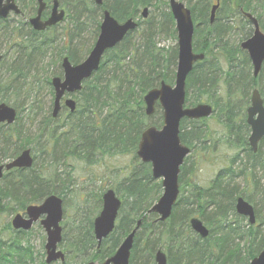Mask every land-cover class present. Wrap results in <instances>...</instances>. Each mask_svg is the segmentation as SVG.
Listing matches in <instances>:
<instances>
[{
  "label": "trees",
  "instance_id": "trees-1",
  "mask_svg": "<svg viewBox=\"0 0 264 264\" xmlns=\"http://www.w3.org/2000/svg\"><path fill=\"white\" fill-rule=\"evenodd\" d=\"M213 2L187 0L185 4L197 25L193 51L205 55L204 61L194 67L186 80L185 103L188 107L202 102L213 106L212 119L224 130V143L238 150L231 166L238 162L239 171H221L207 189L188 184V198L184 201L179 198L164 223H154L152 215L145 217L134 237L130 264H155L154 253L161 248H164L167 264H249L264 250V221L256 227L248 226L246 231L235 221L242 220L235 212V202L243 193H238V185L233 182L234 178L242 176L247 186L252 185L258 192L264 208V139L253 153L247 144L249 128L245 114L254 89L259 91L264 103V64L259 75L253 77L248 56L240 49V44L252 33L243 13L253 15L264 32V0H221L210 25ZM160 5L164 10L156 16L154 12ZM167 7V0H103L101 7L90 0L70 1L68 41L65 45L62 40L64 46L54 54L58 61L63 56H68L73 64L84 59L92 46L81 44L82 35L89 28L92 31L89 37L95 41L103 11H108L119 23L127 19H139V22L135 32L106 52L98 71L83 83L82 90L74 97L75 112L59 113L57 119L51 117L50 81L62 73L49 72L51 64L44 63L40 57L57 49L58 39L42 37L31 42L11 30L5 33L0 21V36L14 50V60L8 68L10 82L1 86L0 98L8 95L17 112L15 122L5 130L0 129V159H13L26 149L31 150L34 159L32 168L3 176L0 214L23 213L28 206L38 205L51 195L64 201L74 186L67 162L104 166L107 160L130 157L129 166L116 170L115 186L108 188L122 201L114 231L97 248L93 218L101 209L103 193L108 190L103 191L105 188L101 186L99 193L90 196L92 212L77 221L73 240L63 249L74 254H90L89 260L99 263L114 255L162 193L160 182L151 177L150 166L140 163L135 153L142 132L149 126L159 128L162 124L158 106L152 116L145 115L143 96L161 82L170 85L174 82L177 47L162 48L157 43L165 33L173 38L176 35ZM143 8L155 11L148 12V17L142 20L139 13ZM28 12L34 13V7ZM12 34L16 36V43L11 45ZM44 73L47 75L43 78ZM43 89L48 91V105L39 97ZM7 100L4 99L6 104ZM203 125L205 123L199 121H182L179 135L182 144L191 149L205 144L207 135L201 128ZM38 160L41 164L36 168ZM188 171L189 167H182L180 185L185 184ZM259 172L262 177L258 176ZM246 200L252 203L250 198ZM254 210L258 215L257 204ZM192 214L198 215L209 230L206 239H200L190 230ZM230 217H234V221H230ZM0 226L3 228L0 227V264H34L27 239L30 233L14 231L8 223H0ZM3 233L8 234L6 239Z\"/></svg>",
  "mask_w": 264,
  "mask_h": 264
},
{
  "label": "water",
  "instance_id": "water-1",
  "mask_svg": "<svg viewBox=\"0 0 264 264\" xmlns=\"http://www.w3.org/2000/svg\"><path fill=\"white\" fill-rule=\"evenodd\" d=\"M96 6H102V0H91ZM221 0H216L211 7L209 23L215 19V13L219 8ZM38 10L36 16L29 23L35 31H44L61 23L64 19V12L59 11L58 0H53L50 17L47 21H41V14L45 9L43 0H37ZM170 14L175 23L177 65L173 86L161 82L158 88L147 92L143 98L145 115L147 117L154 113L157 104L162 110V126L158 129L154 126L145 129L138 143L136 158L143 164L151 166V177L154 180H161L162 195L157 202L143 214L137 221L135 228L126 236L115 254L101 264H129L134 237L139 230L143 219L148 215H156V222H165L171 216L172 209L177 203L179 196L178 177L180 168L185 158L191 153V149L180 141V123L182 120H206L214 112L209 104L200 103L191 108H185L186 79L193 71L197 63L204 61V54L194 53L192 40L195 26L191 12L182 2L168 0ZM10 12L15 14L19 10L13 0H0V19H5ZM142 17H147V9H143ZM243 17L253 26V34L240 45L249 57L253 68V76L256 77L264 62V34L260 31L257 20L249 13ZM138 25L132 19L119 24L108 11L102 14L99 26V33L93 48L86 59L75 66L71 65L68 58L62 60L63 79L53 78L51 86L54 90V100L51 116L56 118L61 109V99L65 95H73L82 90V83L92 77L99 69L104 54L120 44L124 38L135 31ZM1 61V56H0ZM64 107L73 113L76 109L75 102L67 98ZM16 120L14 108L0 104V124L12 125ZM247 125L250 128L248 144L252 152H256L259 142L264 138V107L262 99L257 90H254L250 98V107L247 109ZM33 165L30 150H24L16 159L4 166H0V179L3 170L30 169ZM62 199L51 195L40 205H30L26 208L24 215L17 214L11 221L14 230L29 231L34 223L40 220V225L46 234V264L55 261H64V254L57 250L62 241V229L60 222L63 217ZM121 207V201L113 190H107L102 196V208L99 215L93 222V233L98 246L102 240L112 233L115 221ZM236 213L248 219L250 225L255 224L253 207L243 198H238L235 205ZM191 230L200 238H207L209 231L201 220L193 218L189 222ZM155 264H167L166 255L161 249L154 254ZM87 264H99L90 262ZM249 264H264V250L261 251Z\"/></svg>",
  "mask_w": 264,
  "mask_h": 264
},
{
  "label": "rangeland",
  "instance_id": "rangeland-1",
  "mask_svg": "<svg viewBox=\"0 0 264 264\" xmlns=\"http://www.w3.org/2000/svg\"><path fill=\"white\" fill-rule=\"evenodd\" d=\"M184 5L187 3V0H179ZM168 8V7H167ZM67 10V18L66 20L60 24L57 27L56 32L54 33L55 37L58 39L57 49L49 50L43 57H40L41 60H44V63L51 64L49 67V72H56L60 73L59 64L60 61H58L57 57H55L54 54L58 52L59 48L61 46H64L62 44V40L64 41L65 45H67L68 38L66 34L69 30V8L65 7ZM164 10V7L161 5L156 9V11L153 8H148V12L151 14V12H154V15L158 16L162 11ZM12 21L10 22L11 28L19 29V31L22 32L23 36L27 33V28L24 29L21 27V25L18 23L21 21L19 18H11ZM91 30H85L82 39L81 44L92 46L94 43L90 37L89 33ZM16 32V31H15ZM65 34V35H64ZM64 35V36H63ZM52 35L48 34L47 36H42L43 38L49 37L51 38ZM52 36V37H54ZM16 36L14 35L12 37L11 45L13 42H15ZM134 40V39H133ZM4 37L0 36V54L3 56V60L1 62L0 66V84L5 86L10 82L9 79V64H11L14 60V54H13V48H10V45L5 44ZM88 41V42H87ZM87 42V43H86ZM157 43L159 47L167 48L171 46H176V36L173 38L168 33H165L161 35L157 39ZM84 49V46H83ZM64 54V53H63ZM86 57V56H85ZM84 57V58H85ZM47 74L44 73L43 78ZM77 96V95H75ZM73 96V98L75 97ZM40 99H42L43 104L48 105L49 103V95L48 91L46 89H43L41 93L39 94ZM4 99H8V104L12 106L13 102L10 101L9 96L6 95L3 97ZM4 99L0 98V102H4ZM24 115V114H22ZM25 121V116L22 118V122ZM24 125L27 123H23ZM202 130L206 132L207 135V142L205 144L200 145L194 152L189 156V158L186 160L185 164L183 166L189 167V171L185 174L184 181L185 184L180 185V198L183 199V201L188 198L190 193V188L187 186L189 185H196L198 188L207 189L213 179L221 172L230 170L235 172H238L239 170L237 168V164H234V166H231V161L235 156L238 155V150L232 149L226 143H224V130L222 127L217 123L215 119H208L205 122V125L201 126ZM223 138V139H222ZM243 156V155H241ZM243 158V157H242ZM240 160V158H239ZM8 160L0 159V163H4ZM67 171L71 172V176L74 179V186L72 187V192L67 195L65 200L63 201V217L62 221L60 222V226L62 228L61 235H63L62 242L58 245V249L62 252H66L63 249L67 247V245L73 240V228L77 225V221L83 220V215L88 216L92 211L93 206V198L90 196L93 195V193H99L100 187L103 186L106 189L115 186V183L117 182L118 178L114 177L115 175H118L117 171L118 169H122L124 166H129L131 163L130 157H117L113 158L111 160H107L105 165L95 164V165H85L83 162L78 161H70L67 162ZM40 161H37L36 168L40 167ZM240 167V165H239ZM229 173V172H227ZM259 177H262L261 173H258ZM264 179V175H263ZM188 180V183H186ZM239 188L238 193H243V197L245 200L246 198H250L252 200L251 205L257 204L259 209V214L256 215V223L254 227L257 225H260V221H264V208L261 207L260 204V196L257 191H255L254 187L251 185L247 186V182H245L244 178L236 177L234 178V181ZM262 182V179H261ZM264 184V181H263ZM1 185V183H0ZM243 191V192H242ZM247 201V200H246ZM248 202V201H247ZM254 203V204H253ZM260 206V207H259ZM16 215L15 212H1L0 214V223L4 225L5 223H8L10 226L11 220ZM242 220H235L239 223L240 227H243V229L246 231L249 224L246 218H242L238 216ZM95 218V216H94ZM93 218V219H94ZM191 218H199L198 215L192 214ZM200 219V218H199ZM234 217H230V221H234ZM201 220V219H200ZM79 224V223H78ZM1 229L2 226H0ZM11 227V226H10ZM264 230V226L262 227ZM6 233V232H5ZM3 233L4 239H6L7 235ZM30 235L27 237L28 239V245L31 247L32 250V256L34 257V264H39L40 262L45 263L46 255L44 246L46 244V234L42 227L39 225V223H36L33 225L31 230L29 231ZM241 246H243V243L239 242ZM162 251L165 253L164 248H161ZM66 260L65 262L61 263L59 261H55L51 264H85L87 262H90V254H74V252H66Z\"/></svg>",
  "mask_w": 264,
  "mask_h": 264
},
{
  "label": "flooded vegetation",
  "instance_id": "flooded-vegetation-1",
  "mask_svg": "<svg viewBox=\"0 0 264 264\" xmlns=\"http://www.w3.org/2000/svg\"><path fill=\"white\" fill-rule=\"evenodd\" d=\"M70 1L71 0H58V4H59V7H58V10L59 11H63L64 12V19H63V21L61 22V23H59V24H57V25H55V26H53V27H48V28H46L44 31H40V32H38V31H35L32 27H31V25H30V23H29V21L32 19V18H34L35 16H36V12H37V10H38V4H37V0H13V3H14V5L16 6V8L19 10V13L18 14H15L14 12H10L9 14H8V16L5 18V19H0V21L2 22V28L4 29V31H5V33L6 32H8V31H13V32H15V34L16 35H20V36H23V34H22V32L21 31H19V29H14V28H11V26H10V22L12 21V17H14V18H19L21 21H19L18 23L21 25V27H23L24 29H26L27 30V33L25 34V37H28L29 39H30V41L31 42H34L35 40L34 39H40V38H42V36H47L48 34H50V35H52V36H54L55 34V32H56V30H57V27L60 25V24H62L65 20H66V18H67V10L65 9V7H67L68 8V4L70 3ZM43 3L45 4V9L43 10V12H42V14H41V21L42 22H45V21H47L48 19H49V17H50V14H51V9H52V5H53V0H43ZM33 6L34 7V10H35V12L34 13H32V12H28V9H30L31 8V6ZM30 6V7H29ZM144 9V8H143ZM143 9L140 11V13H139V16L141 17V19H143L142 18V11H143ZM147 17H148V11H147ZM146 17V18H147ZM146 18H144V19H146ZM133 20H137L138 22H139V19H133ZM26 27V28H25ZM14 34H12L11 36H13ZM51 36V37H52ZM47 38H49V37H46V39ZM17 41H19V40H17ZM14 43H16V42H13L12 44H14ZM6 44V43H5ZM65 44V43H64ZM7 45V44H6ZM8 46V45H7ZM10 48H12V46H10ZM0 56H1V61H0V66H1V62H2V60H3V56L0 54ZM64 57V56H63ZM65 57H68V56H65ZM63 59V58H62ZM62 59L60 60V64H59V68H60V72L62 73V75H63V71H62V68H61V61H62ZM69 59V58H68ZM70 61V60H69ZM83 61V60H82ZM81 61V62H82ZM70 63L71 64H73L71 61H70ZM80 63V62H79ZM79 63H77V64H79ZM62 75L61 76H59V77H62ZM1 84H0V90H1ZM54 95V94H53ZM68 98V96L67 95H65V97L61 100V109H60V111H59V113H62V112H67V113H70L65 107H64V102H65V100ZM71 99V98H70ZM52 100H53V96H52ZM72 100L75 102V104H76V101H75V99L72 97ZM76 107H77V105H76ZM51 110H52V104H51ZM76 110V109H75ZM75 112V111H74ZM73 112V113H74ZM2 128H0L1 130H5V129H7L8 127H10V126H7V125H4V124H1L0 125ZM249 128V127H248ZM0 130V131H1ZM250 131V130H249ZM249 137V136H248ZM248 137H247V139H248ZM247 144H248V141H247ZM249 146V145H248ZM250 148V147H249ZM194 150H196V149H191V154L194 152ZM22 152H20L15 158H13V159H7L8 161H6V162H4V163H1L0 164V166H4L5 164H7V163H9L10 161H12V160H14V159H16L20 154H21ZM31 156H32V158H33V155H32V152H31ZM34 160V159H33ZM15 170H19V169H12V170H10V171H5V170H3V175H2V178H3V176L6 174V173H9V172H11V171H15ZM2 178L0 179V182H1V180H2ZM99 246H98V244H97V248H98ZM63 254H64V256H65V258H64V261L63 262H65V260L67 259L66 257V252H63ZM62 262V263H63ZM90 262H93V261H90ZM90 262H88V263H90ZM95 263H99V262H95ZM87 264V263H86ZM100 264V263H99Z\"/></svg>",
  "mask_w": 264,
  "mask_h": 264
},
{
  "label": "bare ground",
  "instance_id": "bare-ground-1",
  "mask_svg": "<svg viewBox=\"0 0 264 264\" xmlns=\"http://www.w3.org/2000/svg\"><path fill=\"white\" fill-rule=\"evenodd\" d=\"M58 115H59V114H58ZM58 115L56 116V118H53L52 116H51V117H52V119H57Z\"/></svg>",
  "mask_w": 264,
  "mask_h": 264
}]
</instances>
